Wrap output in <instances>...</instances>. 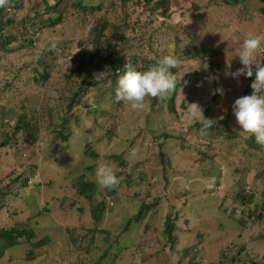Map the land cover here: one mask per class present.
<instances>
[{"label":"rangeland","instance_id":"obj_1","mask_svg":"<svg viewBox=\"0 0 264 264\" xmlns=\"http://www.w3.org/2000/svg\"><path fill=\"white\" fill-rule=\"evenodd\" d=\"M37 1L22 0L19 8L17 2L13 1L3 10V19L14 18L15 23L6 29V34L13 38L8 49L0 47V143L6 141L9 145L0 149V225L11 227L16 224L17 229H26L34 233L31 240L23 237L18 242L20 253L15 252L10 256L18 260L20 257L27 258V253L33 251V258L17 263L95 264L103 250L95 254L87 251L86 247L89 245H92L91 249L95 246L106 247L107 234L93 232L94 229L100 228L112 232L111 238L120 234L121 242L128 245L119 258H116L115 264H210L205 258L208 254L213 257L220 254L222 247L214 245L219 238L224 239L221 241L226 248H231V251L228 250L231 255L238 252L232 246L234 241L246 245L251 259H256L257 264H264V237L259 238L261 231L264 234V225L256 226L257 222L250 224L241 239L237 240L234 236L237 233L236 223L230 216L232 211L230 214L229 211L224 213L221 208L223 204V207L229 208L236 204L231 195L236 193L235 188L239 181L248 190H253L257 186L259 192L264 189V181L256 177L258 169H264V152L252 149L247 140L250 135L243 130L239 137L233 138V141L227 144L222 137H211L203 133L198 122L190 123L186 119L187 104L199 103L204 111V103L214 96L212 91L223 86L225 95L221 97L216 94L213 101L216 105L214 104L210 114L213 119L223 116L221 120L223 128L242 129L236 122L234 114L229 115L228 112L234 100L244 96V91L248 87L251 88L253 81L245 76L239 77L238 81L225 78L223 71L225 61H231L232 71L242 67L237 56L244 39L252 36L264 37V17L261 14L264 0H242L236 6L226 5L224 0L170 1L174 14L171 19H165L162 29L168 33L170 26L177 28L172 35L165 34L153 38L152 44L155 49L161 50L157 58L170 53L176 47H179V53L185 52L187 44L193 43L195 33L197 40L200 39L207 48L208 57L206 60L197 59L198 63L193 62L195 68L202 65L208 72L204 77L205 82L199 80L200 73L195 70L193 63L185 61L179 65L182 69L178 79L182 85L178 86L175 94L178 103H181H176L181 115L179 119L175 114L168 113L166 107L173 93L160 103L147 98L145 108L140 111L131 110L123 102L117 103L116 85L115 89L110 91L109 83L113 78L109 75L112 71L109 72L108 67L100 69L96 74L89 76L86 74L82 78L74 79L72 70L77 64L75 57L78 51L75 47L78 39L84 37L86 26H89V29L96 21L93 18L85 25V15L76 11L70 0L66 2L62 0V6L68 8L63 23L57 27H46L34 32L35 26L29 19L39 8V5L32 6V3ZM97 1L102 2L91 0L88 3ZM149 1L150 4L147 0H128L125 9L120 7L113 11L112 6L107 7L109 0H106L105 7L108 8L111 19L117 17L126 19V11L132 12L134 17L141 14L143 18H147L149 6L161 0ZM103 13L104 11H99L96 16ZM45 18L46 16L41 14V19ZM178 21H182L183 24L177 25ZM23 23L30 28L22 26ZM151 27L147 26L145 30L150 29L151 32ZM162 37L166 40L165 45L160 47ZM145 38L146 36L139 42L140 56L151 53V49L145 44ZM27 39H33L34 45H28ZM164 51L167 52L163 53ZM263 56L264 54H260L256 57V63L261 66ZM211 61L216 64L213 73ZM142 65L145 63H140L139 66ZM253 70L255 75V65ZM46 72L50 73L49 81L45 78ZM70 75L73 77L71 80ZM212 76H219V79L209 82ZM252 92L251 88L246 95H251ZM260 94L264 95V92ZM62 95L66 103L60 97ZM104 96L105 98H102ZM105 99L106 102L102 103ZM71 100L72 108L68 106ZM98 103L101 104L100 109L93 107L87 111ZM151 104L152 118H143ZM52 113L55 114L54 118ZM114 115H121L117 118L118 120L121 118L119 120L121 132L117 131L116 135L111 134L112 138H108L107 135L98 141L101 134L110 126V120ZM19 121L24 127L17 131ZM66 128L71 129V135L64 141L60 135ZM147 128L161 133L166 132L171 136L162 139V142H165L163 149L164 151L166 149L170 156V161H166L167 171L168 168L171 170L169 184L168 180L162 179L165 166L160 152L155 154L158 161L150 170L152 175L150 180L147 178L148 175L142 176L143 172L139 179L136 172L138 167L143 169V157L137 161L139 164L137 166V162L127 156L132 150H135L136 154H142L146 147L157 146L153 139L143 140L141 131H146ZM30 134L35 140H28ZM133 137L137 139L133 140L135 144L131 143ZM98 142L100 158L97 162L84 151ZM138 145L140 147H137ZM234 145L237 146L233 147ZM123 152L125 154H122ZM115 156L121 157L122 164L118 163ZM95 161L98 166L112 164L115 173L122 174L119 176L120 184L115 187L120 194L116 198L117 205L114 209H107L105 220L100 226L94 221L92 209L95 207L94 204L102 201V195L92 203L73 188L74 179L86 171L92 173L87 167ZM96 168L93 170L94 177ZM211 177H215V184L208 187ZM127 178L133 179V183H125ZM176 178L181 181L180 189L186 187L189 193L192 189L193 194H190L193 197L190 203H185V200L181 202L174 200L176 189L172 184L178 181ZM148 183L155 187L152 186L150 190V187H147ZM102 191L108 195L106 189ZM149 191H152V196L167 195L168 204L175 202L181 211V218L177 222L181 238L175 251L168 249L170 246H167L164 222L168 213L174 217L176 209L170 210L167 204L163 203L164 200L152 211H148L145 217L132 224V228L125 229L127 222L125 218L134 217L140 208L141 203L134 201L135 195L138 193L140 197L146 196ZM225 197H229V200L225 199L224 202ZM114 199L111 198L112 201ZM239 204L236 206L238 217L242 210L246 209ZM120 211L126 216L123 217ZM193 213L197 219L200 218L198 220L200 223L194 218V222H187ZM217 226L224 230L217 231L214 234L216 238L207 237L206 240H201L199 233L204 230L212 232ZM45 236L50 238L48 243L34 247L33 243H39ZM70 243L72 244L69 245ZM82 244L85 248L83 250L79 248ZM195 246H198V250L194 248ZM184 247H189L192 254L199 256L185 255ZM133 251H136L135 254ZM55 253L60 254L63 261H54L51 257H54ZM5 257L3 264H9L6 262L8 255ZM246 261L251 260L246 258ZM243 263L245 261L236 264Z\"/></svg>","mask_w":264,"mask_h":264},{"label":"trees","instance_id":"obj_2","mask_svg":"<svg viewBox=\"0 0 264 264\" xmlns=\"http://www.w3.org/2000/svg\"><path fill=\"white\" fill-rule=\"evenodd\" d=\"M13 1L17 2L16 5L19 8L20 3H22L21 2L22 0H9V3L7 6L0 7V47L3 48L4 50L8 49V45L13 40L11 35L6 34V29L8 28L9 25H12L15 23V19L14 18L13 19L12 18L3 19V17H4L3 10L6 7H9ZM61 1L62 0H38L36 3H32L33 7L39 5V8H37L35 10V15L29 19L30 21H32V23L35 26L34 32L40 31L41 29L46 28V27H48V28L49 27H57L58 25L63 23V21L65 20L66 14L68 13V8H64L61 4ZM63 1L66 2L67 0H63ZM90 1L91 0H89L88 2H90ZM127 1L128 0H109V4L107 7L111 8V6H112L113 11L114 10L117 11L118 8H120V7L122 9H125L127 6ZM147 1H148V4H150L149 3L150 1L149 0H147ZM170 1L171 0H161V1H157L153 6L150 5L148 8L149 13L147 15V18H143V16L141 14L135 15V17H134L132 12L126 11V19L123 17L122 18L117 17V18L111 19V16L109 15L110 12L108 11V8L105 7L106 0H102L103 3L99 2V1L93 2V3H88L85 0H70V3L73 6V8L76 11L81 12L85 15L84 16V21H86L85 25L88 24L89 22H91V20L93 18L96 21L95 24L93 26H91L89 29H88L89 26H86L85 31H84L85 32L84 37L78 39V43L75 47V49L78 51L77 56L75 57V59L77 60V64L74 66V68L72 70V76H74V79L79 78V77L82 78V77H84V75L86 76V74L88 76L92 75V74H96L97 72L100 71V69L108 67L110 69L109 72L112 71L109 75L113 78V81H111V83H109V84L111 85L110 91H113L114 86L116 85V87H117V78L119 75L123 74L125 65L127 63L133 65L139 71H145L149 68V66L155 65L156 62L160 58H162L163 56L168 55V54H173L176 57H178L180 60V64L182 62H185V61L189 62V63H193V62H196V60L199 58L206 60L208 58L207 52H206L207 48L203 46L200 39L197 40L196 33L194 35L193 43L187 44V46H186L187 48H186L185 52L179 53V47H176V49L175 50L173 49V51H171L170 53L164 54L159 59L157 58V56H159V54L161 53V50L155 49L154 45L152 44L153 38L160 36V35L164 36L165 34L166 35H172V33L175 32L176 31L175 29L177 28V27L171 28V26H170V28H169L170 31L168 33L162 29V26H163L164 22L166 21L165 19H168V20L171 19V16L174 14L173 7L171 6ZM241 1L242 0H224V3L226 5H229V6H236ZM119 3H120V6H119ZM195 8H197L198 10L200 9L198 6L197 7L195 6ZM99 11H104V13L101 14L100 16H96V14ZM53 13L55 15H53ZM41 14H44L46 16V18L41 19ZM261 14L264 17V7H261ZM113 16H115V15H113ZM180 19H182V16ZM176 24L181 26L183 24V22L178 21ZM22 26H27L28 29L30 28V27H28V25H24V23L22 24ZM147 26H152L151 32H149L150 29L145 30V27H147ZM145 36H146L145 44L151 49V53H149L148 55H145V56H140L139 42ZM162 39H163V41L159 44L160 47L165 45L166 39L163 37H162ZM176 42H178V41H176ZM27 43H28V45L32 46V45H34V40L33 39H27ZM166 52L167 51H164L163 53H166ZM262 58H263L262 59V61H263L262 66H264V56ZM78 59H79V62H78ZM140 63L141 64L145 63V65H142V67H140L139 66ZM196 63H198V62H196ZM210 64H211V72L213 73V68L216 67V64L213 63L212 61L210 62ZM41 65H43V64H41ZM193 66H194V68L196 67V65L194 63H193ZM198 66L199 67L195 68V70H197L200 73L199 80L205 82L206 80H204V77L206 75H208V72L204 69V67H202V65H198ZM181 69L182 68H179V66L177 67V69H175V68L170 69V71L176 77V84H177L176 90H177L179 85H182L178 79V74L181 72ZM72 76L71 75L69 76L70 80L73 79ZM45 78H47V81L50 80V73L49 72L45 73ZM254 78H255V75H253V77H250L251 81H253ZM185 84L186 83H184V85ZM176 90H175V92H173V94L170 96L169 100L167 101L166 107H167L168 113H170L171 115L175 114L179 119L181 117V115L179 112L178 105L176 104L179 102V101H177V99L175 97ZM250 90H251V88L248 87L244 91V94L246 95L247 93H249ZM104 91H103V94L105 95ZM60 97H62V99H64V102L66 103L65 97L63 95ZM215 97H216V95H214L208 102L204 103V107H205V110H204L205 113L204 114L206 116H208V118H213L211 116L210 112L214 107L215 103H213V101L215 100ZM102 98H105V96ZM153 101L155 103H160V102H157L155 99H153ZM62 102H63V100H62ZM104 102H106V99L102 103H104ZM69 103H68L69 104L68 106H70V108H72L73 107L72 100ZM178 104H181V103H178ZM182 104L183 105L185 104L184 101L182 102ZM93 107L100 109L101 104L98 103L95 106H91L89 109H87V111H90ZM152 109L153 108H152V104H151L149 106V108L146 110L147 113H145L146 115H144L143 118L151 119L153 116ZM228 114L229 115L233 114L232 108L230 109ZM120 116L121 115H114L113 116V118L110 120V126H108L105 133L101 134L98 141L103 140L105 138V136H107V135L109 136L108 138H112L113 134H115L117 131L121 132V128L119 126V120L121 118L119 120L117 119ZM54 117H55V114L52 113V118H54ZM2 118H4V116H2ZM116 119H117V121H116ZM20 122L21 121H19V123L16 126L17 131L22 130L24 127V124L23 123L21 124ZM199 126H200V123H199ZM232 129H235V130H232ZM241 132H242V129H240V128H238V129H236L235 127L223 128L222 127V121L219 120V123L217 125H215L213 128H211L209 130V132H207V133L203 132V133H205L206 135L211 136V137H216V136L222 137L227 141V144H228L233 138L239 137ZM61 134L62 135H60V136L62 137V139L64 141H66L69 139V137L71 135V129L66 128V130H64V132H61ZM111 134H112V136H111ZM141 134L143 136V140L153 139L156 141L155 143L157 146L150 145V146L146 147L144 153H142L143 155L142 154H136L135 156H132L130 154L127 155L128 158L134 159L136 162L141 157H143V159H142L143 169H141L140 167H138L136 169L138 178H139V175H141V173L143 172L142 176L148 175V177H147L148 180L151 179L152 175L150 174V170L152 167H155V165L157 164V161H158V159L155 158V154L157 152L158 153L160 152L162 154L163 164L165 166L164 177H162V179H166V181L168 180V184H169L170 179H171V176H169L171 173V170L168 168V171H167L166 164L168 161H170V158H169L170 156H168L166 149H165V151L163 149V148H165V146H164L165 142H162V139H164L165 137L170 136V135L166 132L161 133L159 131H156V130H153L150 128H147L146 131H144V130L141 131ZM148 134H149V136H148ZM5 135H6V137L8 136L7 134H5ZM30 139L35 140V138L33 137L32 134H30V137L28 140H30ZM133 140L137 141V139L135 137H133V139L131 140V143H134ZM247 140L250 143V145L252 146V149H254L256 151H263L264 152V147H262L261 145L256 143L254 136L250 135V137ZM99 143L100 142L94 143L93 145H91L89 147V149H85V151H84L87 156H89L92 159H95L97 162L100 158V154H99L98 148H97V144H99ZM86 145H87V143H86ZM230 145L232 146V144H230ZM7 146H9V145L6 141H2V143H0V149L2 147L5 148ZM236 146L237 145H234L233 147H236ZM137 147H140V146L138 145ZM122 154H125V152H123ZM206 156H208V154H206ZM114 158L118 160V163L122 164L123 161H122L120 156H115ZM162 158L160 160H162ZM259 158H261V157L259 156ZM96 161L91 166L87 167V170H91L92 173L89 174L86 171V173H83L82 175H80L79 177L74 179L73 188H74V190L77 191V193L79 195L84 196L85 198H87L92 203H94L96 201V199L100 195H102V197H103L102 201L99 204L96 203L97 205L94 204L95 207H93V209H92V215H93L94 221H95L96 225L100 226L103 223V221L105 220V217L107 214V209H111V208L114 209V207L117 205L116 198L120 194L114 188L112 190L106 189V191L108 192V195H106L102 191L103 189H101L98 186V184L96 183L95 177L93 176V170H95V168L98 166ZM137 166H139L138 162H137ZM31 174L34 175L33 173H31ZM116 175L118 178H119V176H122L121 173H119V174L116 173ZM180 176H181V174H180ZM256 177L258 179H260L261 181H264V169L263 170L258 169V171L256 173ZM30 178L31 177H29V179ZM180 182L181 181L178 180L177 182L172 184L176 189V194H175L176 198H174V200L175 201L180 200V202H181V200H185V203L186 202L190 203L192 201L191 198L193 197L192 189L190 191V193H192V194L189 193V191L187 190L186 187H184L183 189H180V187H181ZM125 183L131 184V183H133V179L127 178ZM192 185H194V184H192ZM139 186H142V185H139ZM152 186H154V185L149 184L147 187H150V190H151ZM62 190H64V189H62ZM153 190H154V188L152 189V191ZM152 191H149V194H147L146 196H142V197H140V195H139L140 193L137 191L139 194L137 193L135 195L134 201L141 203L140 208L138 210V213L134 217H126L125 218V219H127V222L125 221L126 222L125 229L129 230L132 224H134L136 221H139L141 218L145 217L147 215L148 211L149 212L152 211V209L156 208L157 205L161 201L164 200L165 202H163V203L167 204V206L170 208V210H172L173 208L176 209L174 217H172L171 213H168L169 211L167 212L168 214L166 215V219L164 222V233H165V237H166L167 242H168L167 246L168 245L170 246V247H168V249L175 251L174 249L177 247V245L179 243V239L181 238L180 233L178 232L179 223H177V222H179V220L181 218L180 217L181 211H180V209H178L176 207L177 204L175 202L172 201V203L168 204V202L166 201V200H168L167 195H164V197L163 196L160 197L157 195L152 196L151 195ZM235 191H236V193H233V195H231V198L233 199V202L236 204H233L231 208L223 207V205H224L223 204V205H221V208L223 209L224 213L229 211V214H230V211H232L230 216L232 218H234V220H235L236 231H237V233H235L234 236L237 240L238 239L240 240L242 235H243V232L250 227V224H255L257 222L256 226H258V225L263 226L264 225V189L260 190V192H259V189L257 186L253 190L252 189L248 190V189H246V186L244 184H241V182L239 181L238 184H236ZM114 197H115V199H114ZM111 198H113L114 200L112 201ZM225 199L229 200V197H225L224 202H225ZM238 204L242 205L246 208L245 210L244 209L242 210L239 217L236 214L238 211L236 206H238ZM109 205H111L113 207H109ZM120 213L123 215V217L126 216L124 213H122V211H120ZM195 215L196 214L193 213L192 216L188 217L189 220L187 222L190 223L191 221H193V218H194L195 221L200 223V221H198V220H200V218L197 219V217ZM219 223H222V222H219ZM113 225H115V224H113ZM223 230H224V228L217 226V228L214 231L211 232L208 230H204L202 233H199V236H200L201 240H206L207 237L214 239V238H216L214 236V234H216L217 231H223ZM93 232H96L97 234L98 233H101V234L106 233L107 234V237L105 238V241L107 242V243L105 242L106 247L101 248V246H95L94 249H91L92 245H89L88 247H86L87 251L94 252L95 254L99 253L100 250H103V252L100 253V255L98 256L99 258L97 259V261H95V264H109L111 262H112V264H115L114 261L116 260V258H119L121 252H123L128 245H126L124 242H121L120 237H119L120 234H118L117 236H113V238H111L112 232L108 231V229L103 230V229L99 228V229H94ZM220 234H221V236L223 235V233H220ZM23 237H27L28 240H31L34 237V233L32 231H29L26 229H20V228L17 229L16 224L12 225L11 227H5L3 224L0 225V264H3V262H5V258H6L5 256L6 255H8V259L6 262H9V264H11V263L20 264L17 262L24 261L27 258L28 259L33 258V256H34L33 251L27 253V258L20 257V258H18V260L13 259L10 256L11 254H13L15 252L20 253L19 252L20 248H18L19 247L18 242H20V240ZM262 237H264V234L261 231L259 234V238H262ZM222 239L223 238L216 239V242L214 243L215 246H218V247L221 246L222 247L221 250L219 251L220 254L216 255L215 257L208 254L207 257L205 258L206 261H210V264H236L239 262L242 263L244 261H245V263H248V264H257L256 259H254V258L251 259L250 253H249L246 245H244V244L240 245V244H237L236 242L233 241L232 246H234V248L238 252L236 255H231L230 252L228 251V250L231 251V248H226V246L221 241ZM49 240H50V238L45 236V238L42 239L39 243L35 242V243H33V245H34V247L35 246L40 247V246L47 244ZM93 241H95V238H93ZM71 244L72 243H70L69 245H71ZM79 248L82 250L85 249L83 247V244H82V246H79ZM133 248H135V247H133ZM194 248L196 250H198V246H195ZM178 250H180V249H178ZM136 251H133L132 253L135 254ZM191 251L192 250L189 247H187V248L184 247L183 253L185 255L190 254L192 256H199V255L192 254ZM66 255H68L67 251H66ZM51 258H54L53 259L54 261L63 259L60 256V254H56V253H55L54 257H51ZM246 258L250 259L251 261H246ZM10 261H12V262H10ZM144 261H145V259H144ZM245 263H243V264H245ZM72 264H83V263L77 262V263H72ZM190 264H193V263H190Z\"/></svg>","mask_w":264,"mask_h":264},{"label":"clouds","instance_id":"obj_3","mask_svg":"<svg viewBox=\"0 0 264 264\" xmlns=\"http://www.w3.org/2000/svg\"><path fill=\"white\" fill-rule=\"evenodd\" d=\"M8 3L9 0H0V7H5ZM260 54H264V37L252 36L244 39L237 56L242 67L232 71L231 61H225L223 75L225 78H233L237 81L241 76L250 78L254 75L253 65H255V79L251 84L252 94L236 98L232 110L243 132L254 136L256 143L264 147V95L260 94L264 92V66L256 63V57ZM179 65V58L173 54L163 56L145 71H139L127 63L123 74L117 78L115 101L123 102L131 110L140 111L145 108L147 98L155 99L157 102L166 100L177 87L176 77L170 69H177ZM218 79L219 76H212L209 82ZM216 94L221 97L225 95L223 86L212 91V95ZM187 105L186 119L190 123H200L202 132H209L219 120L223 119V116L216 119L206 117L199 103L193 102ZM130 155L135 156V150H132ZM95 180L101 189L107 190L114 189L121 182L112 164H100L95 171ZM214 184L215 177L209 178L208 187Z\"/></svg>","mask_w":264,"mask_h":264}]
</instances>
